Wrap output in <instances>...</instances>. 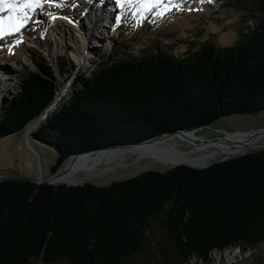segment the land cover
Wrapping results in <instances>:
<instances>
[{
    "label": "trees",
    "instance_id": "1",
    "mask_svg": "<svg viewBox=\"0 0 264 264\" xmlns=\"http://www.w3.org/2000/svg\"><path fill=\"white\" fill-rule=\"evenodd\" d=\"M235 23L227 47L193 32L177 40L180 51L157 38L132 57L113 48L106 60L93 48L70 100L31 134L56 152L50 173L71 155L264 112V19ZM30 58V70L0 93V138L30 127L68 81L64 63ZM155 227L165 240L151 250ZM263 242L264 149L106 186L0 181V264H132L152 251L166 264H212L213 253Z\"/></svg>",
    "mask_w": 264,
    "mask_h": 264
},
{
    "label": "rangeland",
    "instance_id": "2",
    "mask_svg": "<svg viewBox=\"0 0 264 264\" xmlns=\"http://www.w3.org/2000/svg\"><path fill=\"white\" fill-rule=\"evenodd\" d=\"M17 1L14 0V2ZM22 1L19 0L18 3L22 5ZM173 3L180 5V8L172 7L163 18L149 14L140 22L133 18L129 8H120L116 0H64L63 6H60L61 0H52L51 4L48 0H40L41 6L38 8H21V16L26 13L28 17L24 22L25 26L14 35L0 38V70L5 71L3 69L5 67L11 72L8 75L11 79L8 76L5 78L6 75H0V93H5L9 89V86L4 85L5 82L11 80L15 86L20 74L30 70V57L36 53L47 55L52 63L66 65L63 67V72H65L64 77L68 79L66 90L68 94L83 71V66L91 60V50L95 47L99 49V52L105 53L106 60L109 59L113 48L122 53V56L130 55L131 57L138 55L140 51L144 52L147 48L151 50L156 43V38L158 41L165 40V42L173 40L171 51H180L182 45L180 46L179 43L185 42L177 40L184 39L193 32L197 33L195 36H200L199 38L214 40L216 45L227 47L231 44H228L230 40L233 42L235 40V28L231 27L232 24L236 25L235 21L244 22L246 26H253L255 22L264 19V0H213L212 3L206 0L203 3L201 0H173ZM20 5L17 7L19 8ZM97 10L99 12L96 16ZM0 13L5 16V20L8 16L15 18L17 15L15 11H0ZM225 15L235 21L228 19ZM91 16L98 22L91 23ZM117 16L120 17L119 22H117ZM79 29L82 30V36H87L83 52V47L79 51L74 41L75 32L79 33ZM121 39L126 41L120 43ZM139 46L142 50H139ZM75 55H79L80 61H76L78 59H75ZM58 76L60 78L59 72ZM63 85L65 84H60V86ZM51 115L49 114L48 117ZM32 125L33 123L30 127ZM30 127L8 137L0 138V176L45 179L51 175L50 167L55 161L56 152L36 142L32 143L35 148L33 151L26 141ZM260 129H264V112L246 116L232 115L221 118L194 133H187L183 137L174 136L168 142L187 152L191 149H200L201 146L194 142L195 140L204 142L203 139L222 138L223 141L205 143L239 142L255 133L252 131ZM240 132L249 133L232 135ZM210 149L222 153L228 152L220 145H210ZM259 149H264V147L250 150L247 153ZM216 161L217 159L209 164ZM151 162L149 160L139 161L136 157L119 158L112 163L113 168L117 166L115 169L104 172L98 178V182H88L106 186L113 181L125 180L147 170L163 172L173 167L172 163H168V166L155 163L146 169H139L140 166L151 165ZM102 166L104 163L96 165L97 168ZM76 173L82 177L86 171L78 170ZM150 234L153 237L151 250L159 248L165 240L162 239L163 232L159 227H155ZM154 252L152 251L153 254H147V256L145 254L146 257H136L132 264H166L163 258ZM211 257L212 264H264V242L244 254L238 248H234L221 253H213ZM29 264L40 263L38 260H32Z\"/></svg>",
    "mask_w": 264,
    "mask_h": 264
},
{
    "label": "bare ground",
    "instance_id": "3",
    "mask_svg": "<svg viewBox=\"0 0 264 264\" xmlns=\"http://www.w3.org/2000/svg\"><path fill=\"white\" fill-rule=\"evenodd\" d=\"M18 1L14 2V0H10L11 3H15L17 6L20 5ZM24 2L25 0H23L21 4H23ZM98 12L99 11L97 10L96 16L98 15ZM0 17L4 18L5 16H3V14L0 13ZM92 19L93 17L91 16L90 17L91 23H93L94 21L95 23L98 22L97 20H95V18L93 20ZM74 37H75L74 39L75 44L77 45L78 50L81 51L83 45L85 46L84 42L87 36L86 37L82 36V30L79 29V33L78 31H76ZM83 50L84 47L82 49V52ZM82 52L80 58L82 56ZM75 56H76L75 59L76 58L78 59L76 61H80V58L78 57L79 55H75ZM66 94H67L66 90L61 89V93H59L57 96L56 103L61 102L62 101L61 99H63L66 96ZM237 134H244V133H237ZM232 135H236V134H232ZM174 136L183 137V134H176ZM174 136H171L169 139H171ZM169 139L163 138L160 139L159 143H152L137 147H129L124 149H116V148L109 149L97 154H93L89 157L80 158L71 167L67 168V170L63 174L58 175V177L54 179V182L77 183L79 182V180H81V177L78 176V174L76 173L78 172V170L86 171L83 177L84 180L96 182L98 178L103 175L104 172L113 170L117 167L116 166L115 168H113L112 163L119 160V158L126 159L128 157H136V159L139 161H145V160L152 161L151 165L148 164V166L145 167L140 166L139 169H143V168L146 169L155 163H161V164L163 163L165 166H168L169 165L168 163H172L173 166L181 163L191 166L203 167L216 159L217 160L227 159L239 154H245L250 150H254L264 146V132L254 133L239 142L205 143L195 140L194 142H197L198 145L201 146L200 149L198 148L191 149L187 152H184L178 149L176 145L169 143L168 142ZM210 145L212 146L220 145L223 148V150H228V152L222 153L218 150L210 149ZM199 150L202 151L199 152ZM99 163H104V166H102L101 168L99 167L97 168L96 165H98Z\"/></svg>",
    "mask_w": 264,
    "mask_h": 264
},
{
    "label": "water",
    "instance_id": "4",
    "mask_svg": "<svg viewBox=\"0 0 264 264\" xmlns=\"http://www.w3.org/2000/svg\"><path fill=\"white\" fill-rule=\"evenodd\" d=\"M55 70L57 72V68H55ZM57 75H58V72H57ZM61 89H63V90H67L68 89V81L65 83V85L59 86L58 92L56 93L52 103L46 108V110L43 112V114L33 123V125L30 127L29 131L27 132L26 141H27L29 147L33 151H35V148L33 147L32 143H31V140H30L32 132L40 126V124L43 122L44 119H46V117H48L49 114L53 115L58 109H60V105L61 104L67 103L70 100V98H71L70 93H68V94H66V96L63 99H61L62 100L61 102H59V103L57 102L56 103L57 96H58L59 93H61ZM196 131L197 130L175 131V132L171 133L170 135H168L167 133H164V134L157 135V136H155L153 138L147 139L145 141H142L140 143H134V144H130V145H115V146H110V147H106V148H102V149H98V150L87 151V152L71 155L61 164V166L58 168V170L55 173L51 174L49 177H47L45 179H41V177L26 178V177H20V176H15V177L0 176V181H28V182H34L36 184H49V185L64 184V185L72 186V187L82 186L85 183H89L87 180L83 179L84 176H82L81 180H79V182H77V183H55L54 179L56 177H58V175L63 174L67 170V168L71 167L80 158L89 157V156H91L93 154H97V153H100V152H103V151H106V150H109V149H115V148L116 149H124V148H129V147H137V146H141V145H148V144H152V143H159L161 138L162 139L163 138L169 139L171 136H174L176 134H183L184 135V134L193 133V132H196ZM252 132L263 133L264 129H260V130H256V131H252ZM240 133H249V132H240ZM234 134H237V133H234ZM221 140H223V139L222 138H212V139H203L202 141L209 142V141H221ZM245 154H248V153H245ZM245 154H239V155H236V157L237 156H243ZM234 157L235 156H233V158ZM225 160H228V159H219L215 163L222 162V161H225ZM180 165H184V166H188V167H192V168H196V169H203V168H206V167L210 166L211 164L203 166V167H198V166H191V165L179 163V164H176L175 166H180Z\"/></svg>",
    "mask_w": 264,
    "mask_h": 264
},
{
    "label": "snow or ice",
    "instance_id": "5",
    "mask_svg": "<svg viewBox=\"0 0 264 264\" xmlns=\"http://www.w3.org/2000/svg\"><path fill=\"white\" fill-rule=\"evenodd\" d=\"M51 4L52 0H48ZM205 2V0H201ZM208 3H212L213 0H206ZM64 0H61L60 6H63ZM116 4L120 8H129L132 11L134 19L138 22L147 18L149 14H152L158 18H163L167 11L172 7L180 8V5L173 3V0H116ZM40 0H25V3L17 7L14 3H9L8 0H0V11H15L17 15L15 18L13 16H8L7 20L0 17V38L5 36L14 35L18 33L22 27L25 26L24 22L28 19L27 14L24 13L22 16L20 14V9H33L40 7ZM56 19V17H52ZM66 19V17H65ZM117 22H119L120 17L117 16ZM71 22V21H69Z\"/></svg>",
    "mask_w": 264,
    "mask_h": 264
}]
</instances>
